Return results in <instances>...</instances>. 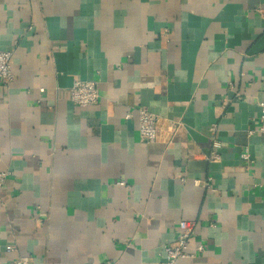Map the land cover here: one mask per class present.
Masks as SVG:
<instances>
[{
    "label": "crops",
    "instance_id": "1",
    "mask_svg": "<svg viewBox=\"0 0 264 264\" xmlns=\"http://www.w3.org/2000/svg\"><path fill=\"white\" fill-rule=\"evenodd\" d=\"M0 50V264H162L182 222L180 264H264V0H0Z\"/></svg>",
    "mask_w": 264,
    "mask_h": 264
},
{
    "label": "built area",
    "instance_id": "2",
    "mask_svg": "<svg viewBox=\"0 0 264 264\" xmlns=\"http://www.w3.org/2000/svg\"><path fill=\"white\" fill-rule=\"evenodd\" d=\"M12 51L0 50V81L9 86L14 81V73L12 70ZM44 92V89L41 90ZM70 98L76 105L80 107H92L100 102V94L98 85L93 81H77L70 89ZM260 122L261 126L259 131L264 134V103L260 104ZM138 118L139 132L141 140L145 143H154L157 140L158 135V117L145 109L136 108L127 112L125 116L126 121H132L135 117ZM211 131L216 133V127H212ZM220 149L221 144L216 140L213 142V151L208 158L212 162L220 161ZM242 158L248 162L250 160L249 150L247 149ZM1 161V159H0ZM8 174L0 171V197L2 195L4 185ZM195 234V225L182 222L179 226V232L177 234V241L175 245L165 248L166 261L162 264H180L182 259L196 258L198 255L205 252L204 245L196 246L194 251H189L190 239ZM8 251H12L9 249ZM17 264H28L27 259H21L17 261Z\"/></svg>",
    "mask_w": 264,
    "mask_h": 264
}]
</instances>
